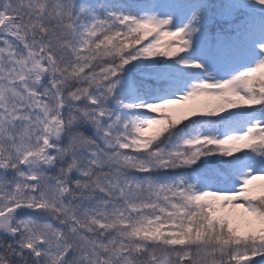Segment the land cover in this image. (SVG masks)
Segmentation results:
<instances>
[{
    "label": "snow or ice",
    "instance_id": "6c2138e0",
    "mask_svg": "<svg viewBox=\"0 0 264 264\" xmlns=\"http://www.w3.org/2000/svg\"><path fill=\"white\" fill-rule=\"evenodd\" d=\"M0 264H264V0H0Z\"/></svg>",
    "mask_w": 264,
    "mask_h": 264
},
{
    "label": "rangeland",
    "instance_id": "374dc122",
    "mask_svg": "<svg viewBox=\"0 0 264 264\" xmlns=\"http://www.w3.org/2000/svg\"><path fill=\"white\" fill-rule=\"evenodd\" d=\"M149 134H151V132Z\"/></svg>",
    "mask_w": 264,
    "mask_h": 264
}]
</instances>
